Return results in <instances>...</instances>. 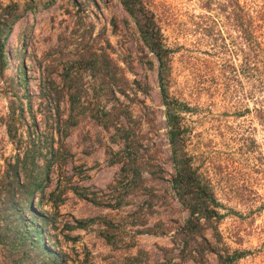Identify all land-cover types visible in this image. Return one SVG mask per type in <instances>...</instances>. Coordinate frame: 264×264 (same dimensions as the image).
<instances>
[{
	"label": "rangeland",
	"instance_id": "rangeland-1",
	"mask_svg": "<svg viewBox=\"0 0 264 264\" xmlns=\"http://www.w3.org/2000/svg\"><path fill=\"white\" fill-rule=\"evenodd\" d=\"M153 1L162 66L120 0H0V264H128L138 249L162 263L189 229L171 130L221 165L205 237L241 252L230 264H264V89L246 96L241 31L225 0ZM239 3L264 46V0ZM158 221L172 230L133 235ZM210 250L172 264H220Z\"/></svg>",
	"mask_w": 264,
	"mask_h": 264
},
{
	"label": "trees",
	"instance_id": "trees-1",
	"mask_svg": "<svg viewBox=\"0 0 264 264\" xmlns=\"http://www.w3.org/2000/svg\"><path fill=\"white\" fill-rule=\"evenodd\" d=\"M225 7L229 9L228 15L239 27L241 36L245 43L247 51L243 53L242 75L248 87L246 96L252 98L256 91L264 89V46L259 39L257 32L262 31L261 15L253 14L248 6L240 4L239 0H225ZM120 3L126 11L134 19L140 33L142 34L145 43L151 50L156 52L160 65H164V57L158 53L159 41L157 37L161 35L160 28L151 29L157 25V7L153 0H120ZM260 20V23H257ZM11 23V22H10ZM8 19L0 16V47L8 35L7 28L10 25ZM263 24V23H262ZM256 115L264 114V106L255 109ZM10 134L11 129L9 127ZM169 142L172 148V158L175 169V175L170 179L171 187L173 189L175 199L182 204L189 213V218L186 220L185 228H178L171 236L172 247L160 248L163 250L162 257L165 259L162 263L155 264H172V258L179 256L181 260L192 259L199 261L205 254L207 244H212L213 252L220 264H230L241 255L238 250L229 251L228 249H221L220 237H215V242L210 243L205 237L204 231L207 226L216 223L220 219L219 208L222 206L216 196L217 184L214 179L221 171L220 163L208 161L209 165L203 160L195 161L185 154V140L180 137L179 133L171 130L169 134ZM249 146L254 145L253 140L248 141ZM202 158V157H201ZM220 174V173H219ZM220 176V175H219ZM219 182V180H217ZM161 195H153L150 200L153 202L154 197ZM116 204V203H115ZM139 216V215H137ZM138 218V217H137ZM77 223L82 226L83 220H78ZM146 219L141 226L146 225ZM172 228L162 221L153 223L151 226H145L135 229L133 235L136 233L146 232L151 234H167ZM121 231L115 228V236ZM34 243L40 246L41 251L45 245L40 239V231L36 229ZM133 237V236H132ZM130 243L134 244V241ZM177 253L175 255V252ZM148 253L144 250L138 249L134 255H126L124 260L128 264H141L140 260H146ZM174 254V255H173ZM45 264V263H44Z\"/></svg>",
	"mask_w": 264,
	"mask_h": 264
}]
</instances>
